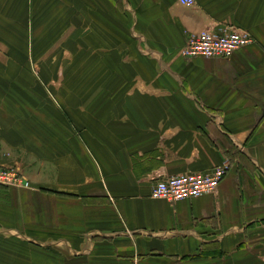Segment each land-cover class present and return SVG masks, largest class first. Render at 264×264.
Listing matches in <instances>:
<instances>
[{
	"label": "crops",
	"instance_id": "1",
	"mask_svg": "<svg viewBox=\"0 0 264 264\" xmlns=\"http://www.w3.org/2000/svg\"><path fill=\"white\" fill-rule=\"evenodd\" d=\"M224 26L255 43L231 59L180 55L189 35ZM0 43V66L16 48L28 67L40 50H85L90 79L119 97L86 117L55 101L67 153L0 119V165L31 184L0 186L1 257L22 246L67 262L264 264V0H0ZM226 166L214 196L151 197L159 178Z\"/></svg>",
	"mask_w": 264,
	"mask_h": 264
},
{
	"label": "rangeland",
	"instance_id": "2",
	"mask_svg": "<svg viewBox=\"0 0 264 264\" xmlns=\"http://www.w3.org/2000/svg\"><path fill=\"white\" fill-rule=\"evenodd\" d=\"M10 56V65L2 63L0 66V119L5 122L12 120L15 128L20 129L19 133L29 134L38 142L41 141L42 145L51 147L53 152L67 153L72 150L67 134L61 132L56 125L58 114L55 101L70 115L69 110H75L77 113H74L80 117L100 110L104 103L118 104L119 97L107 96L110 84L90 79L94 70L88 65L85 50L74 51V54L71 50H62L58 55L56 50H40L36 54V57L40 56L39 62L33 55L32 60L37 62L33 63V67H28L30 57L25 54L24 49H13ZM3 57L0 55V60ZM45 62H51L52 65H46ZM34 70L42 77L44 85L41 82H30L26 86H20L19 75L28 72L33 74ZM6 73L11 76L14 73V81H8ZM103 93L105 97H102ZM28 250L22 246H10V255L0 256V264H100L89 260L67 262L52 251H42L37 247H33L31 253Z\"/></svg>",
	"mask_w": 264,
	"mask_h": 264
},
{
	"label": "built area",
	"instance_id": "3",
	"mask_svg": "<svg viewBox=\"0 0 264 264\" xmlns=\"http://www.w3.org/2000/svg\"><path fill=\"white\" fill-rule=\"evenodd\" d=\"M183 7H194L196 0H178ZM255 43L248 32L234 27L208 28L187 37L180 55L185 58L231 59L238 51ZM226 168L210 173H182L159 178L152 185L151 197L170 203L200 199L217 194L226 176ZM156 180V179H155ZM0 186L31 188L29 181L17 167L0 165Z\"/></svg>",
	"mask_w": 264,
	"mask_h": 264
}]
</instances>
